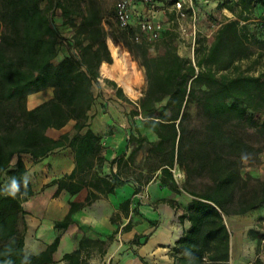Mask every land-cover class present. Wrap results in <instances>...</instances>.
Instances as JSON below:
<instances>
[{
    "label": "trees",
    "instance_id": "obj_1",
    "mask_svg": "<svg viewBox=\"0 0 264 264\" xmlns=\"http://www.w3.org/2000/svg\"><path fill=\"white\" fill-rule=\"evenodd\" d=\"M84 1L0 0V264L54 263L53 254L60 243L56 235L40 252L25 253V233L20 223H24L26 211L22 204L34 190L24 177L27 167L23 155L36 163L59 148L73 151V170L48 185H56L53 197L63 190L70 195L84 188L88 192L83 202L69 201L65 216L54 221L55 229H66L75 211L121 184L119 171L112 178L100 174L102 145L88 124L99 66L103 61L111 63L112 56L102 14ZM230 1L228 9L239 6L235 17L213 19L216 28L212 39L207 42L199 36L196 40L194 64L179 54L175 31L169 28L156 41L160 46L154 55L149 54V46L155 42H134L124 30L123 39L112 37L124 44L143 69L146 88L131 113L144 114L143 126L157 135L155 141L131 135L136 146L123 165L133 161L146 141L147 155L155 157L153 169L170 179L169 187L174 192H180L172 173L176 164L187 175L191 169L205 167L212 174L211 182L201 192L189 189L187 184L182 187L193 198L178 215L180 223L187 221L189 225L175 243L176 250L183 253L176 257V264H225L230 239L225 216L242 215L264 204V180L243 176L239 170L247 144L224 130L225 123L235 120L255 125L264 133V121L258 122L253 116L264 113V67L251 72L241 64L251 57L255 63L264 58V24L252 17L253 7L264 6V0ZM56 9L72 31L67 38L52 19ZM60 42H66L69 54L53 64ZM46 88H52V96L29 108L28 96ZM116 95L128 100L121 88H116ZM192 103L208 118L205 128L212 145L208 148L207 142L201 143L197 165L187 161L191 151L187 142L191 118L188 108ZM69 121H73L72 132L58 138L46 133ZM226 144L231 149L227 154L220 151ZM114 162L119 170L123 160ZM128 204L124 201L119 207L124 210ZM111 220L115 221L113 217ZM127 225L123 229H128ZM112 238L82 236L79 247L65 253L61 260L85 264L93 249L103 254Z\"/></svg>",
    "mask_w": 264,
    "mask_h": 264
},
{
    "label": "crops",
    "instance_id": "obj_2",
    "mask_svg": "<svg viewBox=\"0 0 264 264\" xmlns=\"http://www.w3.org/2000/svg\"><path fill=\"white\" fill-rule=\"evenodd\" d=\"M171 2L172 0H155L157 17L169 29L174 28L171 24L173 18L170 10ZM192 2L197 8L198 15L204 19L206 17L208 21H212L217 14H220V18H234V11L239 7L236 5L233 10L228 9L227 0H192ZM263 7L257 4L253 9L261 13ZM144 9V5L137 2L134 6V13H142ZM209 23L214 31L216 25ZM182 48L183 46H177L179 54L187 57ZM69 50L68 47V50L58 52L54 63L57 64L68 55ZM99 73L98 83L93 86L95 99L89 111L88 124L100 138L102 145L101 154L104 161L100 174L112 178L119 171L121 184L115 186L113 192L102 195L91 204L75 211L72 214V223L66 229H55L53 223L65 216L69 209V201L83 202L88 192V189L84 188L77 194L70 195L63 190L58 196L51 197L56 185L48 184L53 179L73 170L75 166L73 151L68 147L59 148L36 163L31 160L30 156H22L27 172L30 170L31 175L24 177L34 190V194L22 204L26 211L24 217L30 216V222H33V225H29L24 248L27 245V237H44L45 230H48L50 235L45 240L46 245L56 235L60 236V243L53 254L55 262L51 264H67L61 260L62 256L76 250L82 236L99 240H107L112 236L105 252L101 254L99 250L93 249L90 256L86 257L85 264H143L142 259L148 264H176V257L183 253L176 250L175 243L189 225L187 221L180 223L178 215L186 209L193 196L180 186H178L180 190L178 193L171 190L170 179L162 175L159 169L152 168L150 174L153 175L150 177L143 170L135 176L127 173L126 167L132 161L123 164L132 151V148L130 149L132 140L129 137L140 135L147 137L149 141H155L157 135L143 124L133 122L123 99L116 95V88H121L124 96L127 97L122 86L115 79L104 75L100 67ZM43 96L45 100L49 99L52 96V88L30 94L28 104L30 103L31 106L28 107L33 108L45 101L39 100ZM135 125L137 132L134 131ZM64 127L49 128L46 133L52 138H58L62 133L70 132V130H63ZM126 131L129 132L128 137ZM117 159L123 160L119 170L117 163H112ZM42 185H46L45 190L39 194L35 193V189ZM124 201H128L129 204L128 208L122 210L119 206ZM171 201L178 206L177 209L172 207ZM55 202L58 207L57 211L49 218L46 217V221L50 223H40L39 215L45 214L46 216V206ZM259 208L258 212L263 213L264 208ZM112 217L115 221L111 220ZM157 221L159 222L157 227L147 233L146 223L153 224ZM251 221H254L253 212L225 216V222L230 231L229 259L225 264H253L254 257H258L264 264V249L259 251L257 247V243H264V239H261L264 231L254 229ZM128 222L129 225H127ZM126 225L128 229H123ZM245 225L251 227L243 228ZM37 244V241L33 244L35 251H28L35 252L33 254L40 252L41 250L38 251L39 249L36 248Z\"/></svg>",
    "mask_w": 264,
    "mask_h": 264
},
{
    "label": "rangeland",
    "instance_id": "obj_3",
    "mask_svg": "<svg viewBox=\"0 0 264 264\" xmlns=\"http://www.w3.org/2000/svg\"><path fill=\"white\" fill-rule=\"evenodd\" d=\"M227 1L229 3L231 2L230 0H227ZM89 2L92 3L95 7H97L103 16L102 24H103L104 28L107 30V32L109 33V36L107 37L106 42H107L108 38H110L112 41H114L115 43L119 44L121 47H123L127 50V48L124 46V44L122 42L112 39V37H115L116 39H123L121 36V31H123V30L119 28V26L116 22V19H115V14H114V7H115L116 0H85L84 1L85 4L89 3ZM262 14H263V16H262ZM260 16H262L261 18L264 17V7H263L261 13H258L254 9L252 10V17L253 18H259ZM219 18H220V14H217V16L214 18V21L218 20ZM52 19H53L55 26L57 27L58 31L63 36H65L67 38L71 35L72 31L68 25H65L63 23V18L60 14V10L56 9L53 11ZM209 22L213 23V20L208 21V19L206 17L204 19L201 15L198 16V27L200 29L199 34H200L201 38H202V36L205 37L207 42H209L212 39L213 33H214L212 27H210ZM175 34H176V36L174 39V44L176 46H178V45H180L181 47L183 46L182 50L186 52L185 54H187V56H189L190 55V44L188 43V41L186 39L181 38L176 31H175ZM206 35H209V36L206 37ZM126 41L131 42V40L129 38H127ZM155 43L156 44L154 46H152V45L149 46V54L150 55H154V54H156V52H158L157 50H158L160 45L157 44L156 41H155ZM107 46H108V43H107ZM62 50L63 51L68 50V46H67L66 42H60L58 44V52H60ZM129 55H130L132 61L136 64L138 71H140L142 81L138 87V89L140 90L138 93V96L132 97V96H129V94H127L125 92L127 94L128 100H123V102L125 103L124 105L128 109V113L131 115L133 122L135 124L136 123L142 124V121L145 118V115L144 114L132 115L131 110H133L135 107L138 106L137 101L139 100V98L143 94V91L146 88V81H145L144 72H143L142 67H140L138 65V63L133 59V57L131 56L130 53H129ZM111 56H112V54H111ZM253 60H254V57H251L250 59L243 60L241 62L242 67L243 68L250 67L251 72H257L260 68L264 67V58H262L260 60V62H258V63H255ZM54 61H56V59L55 60L53 59V64H55ZM111 63H113V61ZM99 67H100V71H101V65ZM123 90H124V88H123ZM39 100L43 101V100H45V97L43 96ZM27 105L31 106L30 103L28 104V99H27ZM188 110L191 114V118L189 119L190 133L188 135V141L187 142H188L189 146H191V151L188 155L189 157H187V161L191 164L194 161L195 164L197 165L199 163L200 155H201L200 150H199L201 143L207 142L208 148H212V145H211L210 140H209L208 132L205 128V126H206L205 124L208 122V118L199 109H197L193 103L189 105ZM253 116L255 117V119L258 122L264 121V113H262V114L254 113ZM72 125H73V121H69L65 125L63 130H70V132H72ZM136 127L137 126L135 125V129L133 128L135 132L138 131L136 129ZM224 130L227 133H231L233 136H236L237 138L242 140V142H244L248 146V149H247L248 151L243 156V158L241 160V164H240V168H239L240 173L243 176L251 175L253 178L264 180V133L255 125L239 123L235 120H232V121L225 123ZM126 135L128 137L129 132L126 131ZM126 140H127V142H129L128 139H126ZM135 146H136V144L134 142H130V149L135 147ZM147 148H148V143L146 141H144L143 144L141 145V147L136 151L134 159L131 162V164L126 167V171L129 175H132V176L138 175V173L142 170L149 177L153 175V174H150V170L155 166L156 161H155L154 156L149 157V155H147ZM230 150L231 149H230L229 145L226 144L222 147V149L220 151L227 154L230 152ZM25 156H27V155H23V157H25ZM15 161H16V156L12 159V164H14ZM172 170H173L172 173H173V175L177 181V184L180 187H183L184 184H187L189 189L195 190L197 192H201L211 182V175L212 174H211L210 169L208 167H205L202 170L191 169V171L188 175L186 174L184 169L182 167L178 166L177 164L172 168ZM25 176H31L30 170H29V172L25 173ZM252 184H253V182L251 181L250 185H252ZM45 188H46V185H42L40 188L35 189V193H37V194L42 193L45 190ZM51 197L53 198V194L51 195ZM261 207L264 208V204ZM57 208L58 207L56 205V202L48 204L46 206V216H45V214L39 215V218L41 221L40 223L49 224L50 221H46V220L51 215H53V213H55L57 211ZM258 210H260L259 207L252 210V211H249V212L254 213V221H251V222H253L252 227H254V229H257L258 231H264V211H263V213H259ZM24 218H25L24 223H22V222L20 223V229L24 231L25 237H26L29 225L30 224L33 225V222H30L31 218L28 215H26ZM158 223H159L158 221L154 222L153 224L152 223H146V228H147L146 232L149 233L152 230H154L157 227ZM250 227L251 226H246V225L243 226V228H250ZM262 234L263 235H262L261 239H264V233H262ZM49 235H50V232L48 230H45L44 237H35V236H32L31 238L27 237V245L25 247L26 249L24 248L25 253L26 254L35 253V252H33V251H35L33 249L34 248L33 244H35L36 241L38 243L36 246V248L39 249L38 251L44 249L46 246L45 240H47L49 238L48 237ZM29 242L31 244H29ZM257 247H259L258 248L259 251H262L264 249V243H262V242L257 243ZM28 250H33V251H28ZM254 263L262 264V261L258 257H254L253 264Z\"/></svg>",
    "mask_w": 264,
    "mask_h": 264
},
{
    "label": "built area",
    "instance_id": "obj_4",
    "mask_svg": "<svg viewBox=\"0 0 264 264\" xmlns=\"http://www.w3.org/2000/svg\"><path fill=\"white\" fill-rule=\"evenodd\" d=\"M137 2L144 5L141 13H134V6ZM170 10L173 14L170 28L176 31L179 36L186 39L190 44L189 57L194 64V50L196 40L200 36L198 27V11L192 0H172ZM155 0H116L114 14L120 29L126 31L130 38L137 43L152 44L159 40L168 28L163 21L157 17ZM264 24L263 18H254ZM209 35H206L208 37ZM99 79V78H98ZM173 171V170H172Z\"/></svg>",
    "mask_w": 264,
    "mask_h": 264
},
{
    "label": "bare ground",
    "instance_id": "obj_5",
    "mask_svg": "<svg viewBox=\"0 0 264 264\" xmlns=\"http://www.w3.org/2000/svg\"><path fill=\"white\" fill-rule=\"evenodd\" d=\"M107 43L113 57V63L103 61L101 72L115 79L129 96H138L140 91L138 87L142 81V77L136 64L132 61L129 52L110 38H108Z\"/></svg>",
    "mask_w": 264,
    "mask_h": 264
}]
</instances>
